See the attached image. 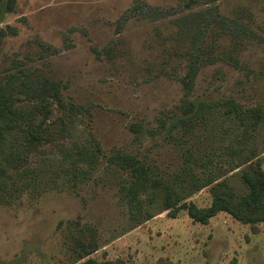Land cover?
I'll use <instances>...</instances> for the list:
<instances>
[{
	"label": "rangeland",
	"instance_id": "1",
	"mask_svg": "<svg viewBox=\"0 0 264 264\" xmlns=\"http://www.w3.org/2000/svg\"><path fill=\"white\" fill-rule=\"evenodd\" d=\"M21 68L61 83L80 142L100 152L75 182L61 152L76 136L43 145L34 176L8 174L20 190L0 204V264H264V222L181 210L137 224L145 199L129 210L110 161L135 155L199 208L219 183L247 196L239 163L264 170V123L244 135L219 104L264 107V0H16L0 19V81Z\"/></svg>",
	"mask_w": 264,
	"mask_h": 264
},
{
	"label": "trees",
	"instance_id": "2",
	"mask_svg": "<svg viewBox=\"0 0 264 264\" xmlns=\"http://www.w3.org/2000/svg\"><path fill=\"white\" fill-rule=\"evenodd\" d=\"M15 1L0 0V19L4 12L12 11ZM198 15L202 16L203 13L199 12ZM62 89L59 81L44 76L34 78L32 71L24 68L0 81V204L11 203L14 193L20 190L16 183L13 185L12 178H7L8 174L18 178L34 176L37 168L31 169L30 164L37 157V151L45 144L57 142L56 145L61 147L59 139H72L76 136L66 149V154L61 152V162L65 167L62 166L63 173L71 176L73 182L81 180L97 165L100 147L88 138L85 143L80 142L82 132L78 130L74 119L78 114L81 115V107L66 103L62 98ZM27 104H32L34 108V116L29 120L22 112V107ZM187 105L194 113L198 108L210 107L205 102L200 103L197 108L193 102ZM219 106L224 116L233 118L243 126L244 135L251 136L264 123V107L245 108L234 100L225 101ZM53 111L61 112L69 120L66 123L58 119L51 121ZM251 160L243 159L239 163V166L248 164L242 174L249 189L247 196L237 201L236 195L226 188L225 183H219L212 187V204L199 208L194 203L187 202L188 198L181 197L178 189L165 182L162 177L151 175L148 167L135 155L117 152L110 157L112 164L118 168L117 171L122 170L128 175V178L122 179L119 191L122 199L127 200L129 210L133 212V208H138L142 199H145L142 211L133 215L137 224L164 212L175 218L181 210H185L194 222L203 225L208 224L220 212L228 213L246 224L264 222V170L259 165H250ZM210 184L212 183H205L201 188ZM235 262L233 260L231 264Z\"/></svg>",
	"mask_w": 264,
	"mask_h": 264
}]
</instances>
